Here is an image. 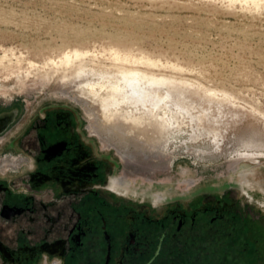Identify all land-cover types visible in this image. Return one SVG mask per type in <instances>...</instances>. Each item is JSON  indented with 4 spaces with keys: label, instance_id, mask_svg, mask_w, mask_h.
I'll return each mask as SVG.
<instances>
[{
    "label": "rangeland",
    "instance_id": "rangeland-1",
    "mask_svg": "<svg viewBox=\"0 0 264 264\" xmlns=\"http://www.w3.org/2000/svg\"><path fill=\"white\" fill-rule=\"evenodd\" d=\"M123 69L166 98L165 128L102 116L114 88L135 101ZM48 102L76 107L142 194L264 187V0H0V107L28 116Z\"/></svg>",
    "mask_w": 264,
    "mask_h": 264
},
{
    "label": "flooded vegetation",
    "instance_id": "flooded-vegetation-1",
    "mask_svg": "<svg viewBox=\"0 0 264 264\" xmlns=\"http://www.w3.org/2000/svg\"><path fill=\"white\" fill-rule=\"evenodd\" d=\"M6 157L0 264H264V187L202 179L163 195L130 189L121 160L69 103L28 116L0 107Z\"/></svg>",
    "mask_w": 264,
    "mask_h": 264
},
{
    "label": "bare ground",
    "instance_id": "bare-ground-1",
    "mask_svg": "<svg viewBox=\"0 0 264 264\" xmlns=\"http://www.w3.org/2000/svg\"><path fill=\"white\" fill-rule=\"evenodd\" d=\"M136 73L137 71L134 69L122 70L124 79H127L129 85L127 94L132 96L135 101L132 104L128 103L124 91L119 90L120 88H114L112 91L107 92L104 97L98 99L102 116L111 122L115 128L119 129L124 126L130 132L145 127L165 128V117L161 116V109L166 98L161 97L159 94H149L153 82H151V85H142ZM138 105L143 106L144 109H139ZM128 106L130 107L128 108ZM108 115L111 117H108ZM123 159L126 162L130 160L126 154L123 155Z\"/></svg>",
    "mask_w": 264,
    "mask_h": 264
},
{
    "label": "clouds",
    "instance_id": "clouds-1",
    "mask_svg": "<svg viewBox=\"0 0 264 264\" xmlns=\"http://www.w3.org/2000/svg\"><path fill=\"white\" fill-rule=\"evenodd\" d=\"M161 203V201H153V203H152V206L155 208V207H158L159 206V204Z\"/></svg>",
    "mask_w": 264,
    "mask_h": 264
}]
</instances>
